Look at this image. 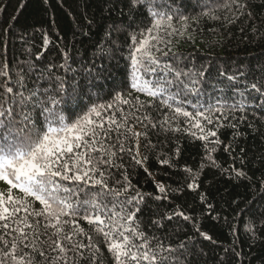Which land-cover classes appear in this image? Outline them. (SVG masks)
Instances as JSON below:
<instances>
[{"label":"snow or ice","instance_id":"1","mask_svg":"<svg viewBox=\"0 0 264 264\" xmlns=\"http://www.w3.org/2000/svg\"><path fill=\"white\" fill-rule=\"evenodd\" d=\"M107 2L113 5L109 13L116 11L121 17L127 14V21L121 19L105 29L92 56L87 60L81 56L76 61L79 72L72 68L70 61L74 58L65 46L64 61L59 67L66 74L71 73L67 79L53 74L54 65L37 69L28 60L13 66L8 56V41L0 44V181L10 186L6 199L0 192V264H104L99 246L80 227L81 219L103 236L115 264H183L176 253L186 245L177 249L161 241L153 244L156 238H149L137 222L144 196L136 192L131 199H119L126 196L132 187L131 181L125 174L123 183L116 180L113 184L109 169L123 168L116 161H122L125 153L137 165L147 160L139 149L141 138L147 139L149 135V128L159 126L165 131L186 132L205 141L207 148V143H221L218 137L209 141L217 132L206 130L207 125L218 130L225 126L222 121L229 116L236 119L235 113L245 111L249 98L257 99L253 91L260 97L256 106L264 107V69L259 79L246 81L241 88L239 78L246 76L247 69L228 74L220 67L216 78L226 77L228 83L219 89L221 95L215 96L204 87L212 79L205 75L210 65L196 68L176 56L172 62L165 59L169 52H163L161 45L165 44V36L177 32L172 21L182 5L175 10L168 5L164 11L166 5L157 0ZM141 6H145L152 23L144 31H137L133 26L139 27L136 12ZM232 6H235L234 12ZM247 6V0L244 3L230 0L225 7L235 18L228 22L236 23L245 14L251 16L250 12L242 11ZM180 18L188 17L181 15ZM93 25L94 21L87 22L89 32ZM89 32L81 35L87 37ZM113 33H127L131 39L128 70L119 80L116 69L123 59L118 56L122 49L118 38L111 39ZM48 43L45 36V44ZM128 89L158 100L173 115L165 114L162 122H153L148 109L155 105L141 102ZM180 117L187 126L183 129L179 122L172 124ZM239 119L245 117L241 115ZM231 127L235 128L236 124ZM208 158L212 159L210 155ZM161 163L169 161L164 159ZM233 171L236 179H248L245 172ZM198 175V172L192 175L193 184L188 187L198 186L195 183ZM12 189H18L24 198H14ZM158 191L166 193L162 185H158ZM260 195L264 198V192ZM29 197L33 198L32 203L28 202ZM37 201L42 205L39 210L33 207ZM129 205L134 210H129ZM249 214L255 215L251 208ZM174 215L191 219L183 212ZM259 215L264 218V213ZM201 236L211 240L206 233ZM76 237L86 238L88 243Z\"/></svg>","mask_w":264,"mask_h":264},{"label":"trees","instance_id":"2","mask_svg":"<svg viewBox=\"0 0 264 264\" xmlns=\"http://www.w3.org/2000/svg\"><path fill=\"white\" fill-rule=\"evenodd\" d=\"M157 2L166 5L164 11H167L168 5L173 10L182 5L172 21L177 32L165 36L166 46L161 45L163 52H169L165 59L172 62L173 56H176L189 67L196 68L210 65L205 75H210L212 79L204 86L209 93L221 95L219 89L228 83L226 77L216 78L220 67L225 68L228 74L233 70L238 74L247 69L246 76L239 78L241 88L244 82H254L261 77L264 69V0H247L248 6L242 11L250 12L251 16L245 14L236 23L228 22L235 18V6H232L233 12L225 7L230 0H176L174 4L172 0ZM244 2L241 0V3ZM112 7L107 0H0V44L8 41V56L13 66L28 60L35 63L37 69L54 65L51 67L53 74L64 75L67 79L71 73L66 74L59 67L64 61L65 46L74 58L70 61L72 68L79 72L80 65L76 61L81 56L85 60L92 56L105 29L121 19L127 21V14L121 17L119 12L109 13L108 9ZM123 7L127 13V4ZM207 12L211 15H202ZM181 15L188 18L182 19ZM89 20L94 21L90 32L87 27ZM136 21L139 27L134 25L133 28L137 31L151 26L152 18L145 11V6L136 12ZM82 32H89V35L84 37ZM45 36L48 44H45ZM117 38L122 49L118 56L123 57L116 69V79L119 80L128 70L131 39L127 33H113L111 39ZM157 55L162 56V53ZM37 56H40L39 60ZM128 91L133 97L139 96L141 102L155 105L148 109L153 122H162L165 114L169 117L173 115L167 108L161 107L158 100L131 89ZM252 94L257 99L253 101L249 98L245 102V111L235 113L236 119L229 116L228 120L222 121L225 126L218 130L213 125H207L206 130L217 132V136L209 137V141L218 137L220 144L207 143L206 148L205 141L197 140L186 132L165 131L159 126L149 128V135L147 139L141 138L139 149L147 160L137 165L125 153L122 161H116L124 167L109 169L113 184L116 180L123 183L125 174L131 181L132 187L126 196L119 199H131L136 192L144 196L137 222L149 238H156L152 240L153 244L161 241L165 246L177 249L186 245L176 253L183 264H264V218L259 215L264 213V198L260 195L264 192V186H261V181H264V107L256 106L260 97L254 91ZM239 99L237 95L236 100ZM241 115L244 120L239 119ZM183 119L180 117L178 121H172L173 126L179 122L182 129L187 127ZM231 124H236V127H231ZM212 148L215 151L210 152ZM164 159L169 163H161ZM233 169L245 172L248 179H236ZM197 172L199 175L195 183L198 186L188 187L193 184L192 175ZM158 185L164 186L166 193H160ZM9 188L6 182L0 181V192L5 199ZM11 195L16 199L24 198L18 189H12ZM158 196L162 198L156 199ZM27 199L29 203L33 202V198ZM33 207L39 210L42 205L37 201ZM128 207L134 210L132 205ZM250 208L255 215L249 214ZM177 212H183L191 219L174 215ZM169 216L171 220L167 219ZM78 223L99 246L104 264H115L103 236L94 231V226L82 219ZM201 233H206L211 240L204 239ZM76 239L88 243L86 238Z\"/></svg>","mask_w":264,"mask_h":264},{"label":"bare ground","instance_id":"3","mask_svg":"<svg viewBox=\"0 0 264 264\" xmlns=\"http://www.w3.org/2000/svg\"><path fill=\"white\" fill-rule=\"evenodd\" d=\"M161 132V131H160ZM160 136H162V135H160ZM161 140V139H160ZM176 150V149H175ZM161 153V152H160ZM166 205V204H165Z\"/></svg>","mask_w":264,"mask_h":264}]
</instances>
